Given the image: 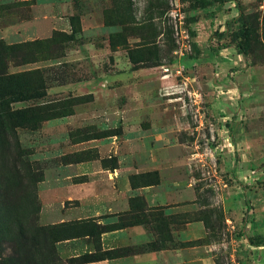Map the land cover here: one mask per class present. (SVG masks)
Returning a JSON list of instances; mask_svg holds the SVG:
<instances>
[{"label": "rangeland", "instance_id": "obj_1", "mask_svg": "<svg viewBox=\"0 0 264 264\" xmlns=\"http://www.w3.org/2000/svg\"><path fill=\"white\" fill-rule=\"evenodd\" d=\"M237 1L244 26L234 1L0 0V39L37 43L14 109L47 118L0 130V236L34 206L63 264H264V0Z\"/></svg>", "mask_w": 264, "mask_h": 264}, {"label": "trees", "instance_id": "obj_2", "mask_svg": "<svg viewBox=\"0 0 264 264\" xmlns=\"http://www.w3.org/2000/svg\"><path fill=\"white\" fill-rule=\"evenodd\" d=\"M235 2L240 10V25L244 26V16L240 9L241 6L237 0H199L202 8L210 7L214 4H225ZM242 37L247 41V32H242ZM37 43H24L22 45H6L0 39V130L3 135H8L9 131L13 132L18 128L30 126L34 120H46V116H41L37 109L32 110H15L14 105L17 103L30 100L31 90L30 82L27 79V73H10V63L14 62L17 67L25 64L24 57L35 55L32 49ZM33 62H35L33 60ZM30 61L29 63H33ZM36 213L35 207H31L24 215L18 217L20 223L19 236H0L2 244L5 245L11 253L6 254V264H63L56 249L57 241L51 236H28L29 230L35 225L30 218ZM25 224V225H24ZM28 224V225H27ZM86 236H90L89 234ZM263 246L264 240L255 244ZM4 251V249H1ZM2 259V254L0 256Z\"/></svg>", "mask_w": 264, "mask_h": 264}, {"label": "crops", "instance_id": "obj_3", "mask_svg": "<svg viewBox=\"0 0 264 264\" xmlns=\"http://www.w3.org/2000/svg\"><path fill=\"white\" fill-rule=\"evenodd\" d=\"M158 202V200L154 201V203ZM103 236H137L136 238L142 239L141 236H147V232L143 228H134L130 231L118 230L113 232H107Z\"/></svg>", "mask_w": 264, "mask_h": 264}]
</instances>
